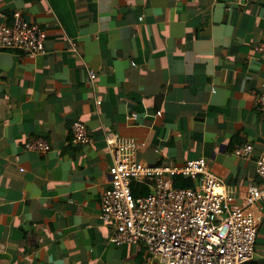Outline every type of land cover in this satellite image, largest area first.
I'll return each mask as SVG.
<instances>
[{
  "label": "crops",
  "instance_id": "1",
  "mask_svg": "<svg viewBox=\"0 0 264 264\" xmlns=\"http://www.w3.org/2000/svg\"><path fill=\"white\" fill-rule=\"evenodd\" d=\"M13 11L44 37L39 53L0 49V264H160L143 245L109 241L108 131L142 141L147 163L205 157L245 204L264 145V0H0V22ZM74 120L90 142L70 141ZM37 136L48 149L24 147ZM242 141L248 158L232 151ZM130 183L133 195L150 189ZM250 209L243 264H264V200Z\"/></svg>",
  "mask_w": 264,
  "mask_h": 264
},
{
  "label": "built area",
  "instance_id": "2",
  "mask_svg": "<svg viewBox=\"0 0 264 264\" xmlns=\"http://www.w3.org/2000/svg\"><path fill=\"white\" fill-rule=\"evenodd\" d=\"M9 16L0 22V49L42 52L44 32L37 24L19 11ZM256 48L264 52V45L257 43ZM94 76L90 71L89 77ZM259 105L264 120V90L259 94ZM136 116L131 113L127 118L134 120ZM70 129L71 142L91 141L82 121L74 120ZM104 140L102 149L108 151L111 163L99 208L102 220L112 224L111 243L143 245L160 264H243L254 255L259 216L250 207L264 200V145L254 158L259 182L248 185L242 205L230 202L233 195L207 169L205 157L182 163L167 158L147 163L136 156L142 141L112 131ZM24 147L45 151L49 144L37 136L28 138ZM232 151L248 158L253 146L242 141L235 143ZM178 177L196 181L182 186L175 184ZM131 180L149 181L150 189L145 195H133Z\"/></svg>",
  "mask_w": 264,
  "mask_h": 264
},
{
  "label": "trees",
  "instance_id": "3",
  "mask_svg": "<svg viewBox=\"0 0 264 264\" xmlns=\"http://www.w3.org/2000/svg\"><path fill=\"white\" fill-rule=\"evenodd\" d=\"M176 184L182 185V186H190L192 185V181L188 178H177L175 181ZM245 263V262H244Z\"/></svg>",
  "mask_w": 264,
  "mask_h": 264
},
{
  "label": "rangeland",
  "instance_id": "4",
  "mask_svg": "<svg viewBox=\"0 0 264 264\" xmlns=\"http://www.w3.org/2000/svg\"><path fill=\"white\" fill-rule=\"evenodd\" d=\"M193 179H195V178H193ZM196 180V179H195ZM149 181H143L142 183H148ZM138 185H139V183H137ZM141 185H143V184H141ZM147 190H142L141 191V194H146L147 192H146Z\"/></svg>",
  "mask_w": 264,
  "mask_h": 264
},
{
  "label": "clouds",
  "instance_id": "5",
  "mask_svg": "<svg viewBox=\"0 0 264 264\" xmlns=\"http://www.w3.org/2000/svg\"><path fill=\"white\" fill-rule=\"evenodd\" d=\"M183 178V177H182ZM176 184V183H175Z\"/></svg>",
  "mask_w": 264,
  "mask_h": 264
}]
</instances>
